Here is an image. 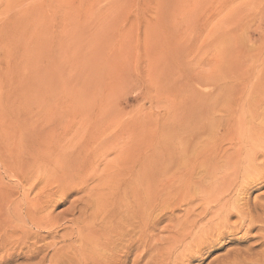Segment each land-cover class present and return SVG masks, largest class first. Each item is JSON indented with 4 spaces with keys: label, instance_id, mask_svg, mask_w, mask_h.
<instances>
[{
    "label": "rangeland",
    "instance_id": "rangeland-1",
    "mask_svg": "<svg viewBox=\"0 0 264 264\" xmlns=\"http://www.w3.org/2000/svg\"><path fill=\"white\" fill-rule=\"evenodd\" d=\"M0 31V264H264L188 173L262 73L264 0H0Z\"/></svg>",
    "mask_w": 264,
    "mask_h": 264
},
{
    "label": "bare ground",
    "instance_id": "bare-ground-1",
    "mask_svg": "<svg viewBox=\"0 0 264 264\" xmlns=\"http://www.w3.org/2000/svg\"><path fill=\"white\" fill-rule=\"evenodd\" d=\"M3 30H5L7 35L9 36L10 31H7L5 28ZM3 32L4 31H2V34H1L2 38H3V36L5 37V35H3ZM239 67H241V66H239ZM260 71H262L261 75L257 77L256 76L257 74H256L255 77H254L255 80H254V86H253L254 89H253V91L252 92L249 91L247 93L248 94L247 97L245 96L246 108L244 110H235V115L233 117V120H232V122H230L231 124L230 123L229 124H225V125H223L224 127H222L223 129L221 128L222 131H224L225 128H231V131H230L229 135L227 134L220 144L217 143V138H216V136H214L210 140L206 139L205 143H203L202 145L200 144L198 146V148H197L198 150L193 148V149L197 150V154H198V151H199L200 155L197 158L198 163H196V164L194 163L195 164L194 166L196 168L193 169L194 171L191 170L188 173L191 176H192V174L194 172H196V174H198V176L199 175H203L204 177L203 176H201V177H203L205 179V181H208V179L214 180V182H213L214 186H213V189H212L213 193L211 195V198H212V200L214 199V201L217 202V204L215 203L216 204L215 206L212 205V203H211V205L213 207H211V209H208V211H206V214H204V217H202V218L200 217L201 218L200 221L203 220V219L205 221V217L207 215H217L220 219H226V223H228V218L230 219L233 216L232 215L233 211H236L238 213L236 215H239V217L241 218L239 225H243V222H246V220H248V222L250 224L249 227L251 229V228H258V226H256V224L259 223V222H263L264 223V204H261L258 201H255V202L252 201L251 197L249 195L250 194V190H247L246 192H244V189H245V187H246V185L248 183H250L251 181H254L257 177H260V176L264 175V159H263L264 158V68H263V70H260ZM222 81H224V80H221V82ZM237 94H238V91H237ZM219 95H221V94H219ZM221 96L223 97V93H222ZM236 96H238V95H236ZM214 99L215 98H213L211 100L214 101ZM217 99H215V101ZM227 100H230V99H227ZM212 103H214V102H212ZM208 104H210V103H208ZM221 104H222V102H221ZM223 105L224 104H222V106ZM213 106L216 107V109L215 110L212 109L210 111L208 110V113H207V109L209 108V106H207V105L204 106V110L202 112V116L204 118H207L206 116L209 114V112L212 111V113H213L214 111L216 112V110H220L219 109L220 106L218 107L216 104H214ZM217 107H218V109H217ZM222 111L223 110L221 109L220 112H222ZM217 113H219V112L217 111ZM223 114H225V112ZM215 119L216 118H214L213 120L215 121ZM207 120H208V118H207ZM189 121H188V123L185 122V124H190L191 122L189 123ZM217 121H219V119ZM217 121H215L216 125H217ZM185 124H183V125H185ZM196 124L198 125V123H196ZM186 126H188V125H185L184 127H186ZM180 127H182V125ZM191 127H193V126H191ZM194 127H196V126H194ZM200 127H203V126L200 125ZM208 127H210V125ZM211 128H212V126H211ZM215 128L216 127L214 126V129ZM182 129L180 131H182ZM190 129L189 130L187 129V130L190 131ZM187 130L185 129V132H187ZM199 130H200V128H199ZM213 131H211V132H213ZM218 131H219V129H218ZM183 132H184V129H183ZM189 133H191V132H189ZM185 134L186 133H184V135ZM204 134H203V136H204ZM215 134L217 135V133H215ZM187 135L188 134H186L185 137L183 136L184 138L182 137L183 140L187 138ZM191 135H193V134H191ZM177 136H178V134H177ZM180 137H181V135H180ZM188 137H189V135H188ZM171 138H173V137L171 136ZM207 138H209V137H207ZM177 141H179V140H177ZM226 141H229V142H226ZM174 142L176 143V141H174ZM226 143H228L230 146L229 145L225 146ZM184 144L186 145V142ZM179 146H181V145H179ZM183 148H184V146H183ZM187 148H189V147H187ZM182 150L184 151V149H182ZM182 150H181V152H182ZM189 150H192V149H189ZM192 151H190V152H192ZM184 153H186V152H184ZM189 155H190V153H189ZM187 158L188 157H185L184 159H187ZM192 159H194V158H192ZM220 163L221 164L226 163V165H228V167L230 165L231 169H235L236 171H223V173H222L223 175L220 176V173L222 172V171H220V167H219ZM204 179H203V181H204ZM238 179H241V180L237 181ZM209 183H210V181H208V184ZM132 189H134V190L131 191L132 192L131 194H135L136 193L135 187H133ZM128 192H130V190ZM243 194H245L246 196L249 195L248 197H246V200H244L243 196H245V195H243ZM211 198H210V200H211ZM212 200H211V202H214ZM242 200L244 201V203L241 202ZM129 207L131 208L132 205L129 206ZM131 211H132V209H131ZM259 211L263 212V214H262L263 218L258 216L257 212H259ZM130 214H131V212H130ZM250 214L252 215V217L250 216ZM254 214L257 215V217L254 216ZM116 218H115V220H116ZM125 219H126V217H125ZM121 221H122V219H121ZM204 221L198 222V223L195 222L196 224L194 225V227L192 226L193 228L191 230L187 231V237H190V239L192 237L193 240H195L194 238H196L198 235H200L199 232H202V234H203V231H206V226H207V225H205ZM220 221L223 223L222 220H220ZM124 225H126V224H124ZM216 225H217V223H216ZM218 225L220 226V222L218 223ZM247 226L248 225H246V227L245 226L244 227L248 228ZM208 229L209 228H207V230ZM238 229H240V228L238 227ZM250 229H248L247 231H251L252 230V229L251 230ZM260 229L264 232V226H261ZM182 230H184V229H182ZM217 231H216V233H218ZM222 231L223 230H220V232H222ZM209 233H207V235H209ZM214 233H213V235H214ZM227 233H228V231H227ZM232 233H233V231H232ZM229 234H230V232H229ZM219 235H221V234H219ZM224 235L227 236V234H225V233H223L221 236L224 237ZM180 236H179V238H180ZM181 237H185V236H181ZM200 237H201V235H200ZM201 238H202L201 241H203V242L206 240L204 237H201ZM203 239H205V240H203ZM262 239H263V243H264V233L262 234ZM209 240H211V237H210ZM187 241H190V240L188 239V240H186V242ZM184 243L185 242H183V244ZM188 243L189 242H187L186 245H188ZM195 245H197V243L194 244L193 246H195ZM198 245H200V243H198ZM198 245H197V247L200 248V246H198ZM193 246L191 245L192 248H195ZM202 246H204V244ZM181 247L185 248L184 245L181 246ZM186 247H188V246H186ZM247 249H249V248H247ZM197 251H199V249ZM233 260L236 262V258L233 259ZM239 263H242V262L240 261ZM239 263H237V264H239Z\"/></svg>",
    "mask_w": 264,
    "mask_h": 264
}]
</instances>
